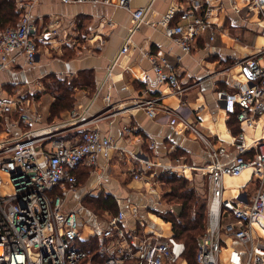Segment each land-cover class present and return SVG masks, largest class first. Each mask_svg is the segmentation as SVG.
I'll use <instances>...</instances> for the list:
<instances>
[{
  "label": "crops",
  "instance_id": "0c3cea01",
  "mask_svg": "<svg viewBox=\"0 0 264 264\" xmlns=\"http://www.w3.org/2000/svg\"><path fill=\"white\" fill-rule=\"evenodd\" d=\"M23 1L27 0H17L21 13ZM29 1L34 2L32 12L39 54L35 64L26 71L0 74L6 91L9 88L10 91L38 89L37 95L43 103L38 108L42 117L36 127L60 125L61 136L74 138L83 129L98 126L125 153L121 155L120 150L114 149L109 160L101 158L95 167L101 177L93 173L92 166L84 165L90 167V176L86 182L79 180L67 202V207L75 208L78 213L80 229L87 223L95 229L85 236L81 233V242L94 236L99 241L97 234L107 225L109 213L100 215L85 204L86 197L102 192L117 199L135 232L172 235V223L166 221L162 213L174 208L165 201L159 177L138 180L132 171L150 173L140 157L156 163L159 176L166 173L161 172L164 166L187 165L184 172L179 170L177 175L196 184L200 180L197 186L203 190L205 184L209 198V176L203 173V168L207 167L210 156L205 144L184 122L194 123L208 138L226 144L229 155L224 156L223 161L234 156L231 144L239 132L244 130L252 137L264 134V115L257 124L248 126L217 97L220 89L235 94L249 83L246 69L238 63L241 59L262 51L258 62L264 66V23L258 11L248 12L250 0H215L221 8L208 16L214 24V38L210 29L203 30L192 50L186 52L166 34L162 21L174 5L182 10L195 7L199 15H204V0H133L131 8L94 2ZM237 7L243 11H237ZM139 8L146 11L137 22L133 12ZM180 21L178 12L169 23L175 25ZM237 40L243 46L237 44ZM124 46L128 49L123 52ZM150 54L157 59L167 58L175 65L179 84L184 88L181 93L160 80ZM164 70L169 72L167 67ZM54 78L75 80L79 84L73 108L57 115L52 112L56 93L48 89V83ZM108 94L111 105L106 101ZM43 95H47L50 102L47 114L40 110L45 105ZM153 98H158L155 117L140 105ZM85 109L88 110L86 123H71L73 113ZM106 167L112 168L111 174L106 173ZM233 179H239V186L228 184ZM224 182L228 198H236L240 189L251 194L255 188L250 186L251 170L240 176L226 175ZM135 207L137 215L133 213ZM232 247L242 248L243 245L229 239L222 252L227 249L230 252ZM183 263L188 264L184 258L179 264Z\"/></svg>",
  "mask_w": 264,
  "mask_h": 264
},
{
  "label": "built area",
  "instance_id": "2783aa9c",
  "mask_svg": "<svg viewBox=\"0 0 264 264\" xmlns=\"http://www.w3.org/2000/svg\"><path fill=\"white\" fill-rule=\"evenodd\" d=\"M62 1L131 8L133 0ZM205 3L204 15H199L195 7L182 10L174 5L162 21L166 34L186 52L192 50L203 30L210 29L214 38V24L208 16L217 13L221 5L215 0H204ZM33 7L34 2L23 1L18 24L0 29V74L26 71L37 60L39 45ZM248 8V12L258 11L264 23V0H250ZM145 11V8L135 10V21L142 20ZM237 11L243 9L237 7ZM178 12L180 23L170 25V19ZM236 43L243 46L239 40ZM127 49L124 46L122 51ZM261 52L238 62L248 74L247 85L235 94L226 89L217 92L227 110L248 126L257 124L264 115V66L258 62ZM149 57L160 80L181 93L184 88L179 84L175 65L167 58L157 59L152 54ZM166 67L169 72L164 70ZM4 84L0 80V264H179L186 252L184 241L174 234L135 232L123 210L109 216L106 227L99 230V244L94 252L82 246L78 213L75 208L67 207L78 186L76 172L81 166L89 165L101 177L95 169L100 159L109 160L114 149L120 150L121 155L125 153L98 126L85 128L74 138L61 136L60 125L36 127L42 117L38 108L43 103L37 95L38 89L6 91ZM106 101L111 105L110 94ZM157 103L158 98H153L140 105L155 117ZM87 112V109L74 112L71 123L84 125ZM184 123L205 144L210 156L207 167L203 168V173L209 176L208 227L199 245L198 263L221 264L224 243L234 239L243 247L231 248L227 264H264V134L252 137L244 130L239 132L231 144L234 156L223 161L229 155L226 144L208 138L194 123ZM139 159L150 173L133 169L135 179L159 177L156 163L144 157ZM186 167L184 164L164 166L161 172L178 174ZM247 170H251L254 191L250 194L240 189L236 198L225 197V176H240ZM106 173L111 174L112 168L106 167ZM133 213L138 214L137 207Z\"/></svg>",
  "mask_w": 264,
  "mask_h": 264
},
{
  "label": "trees",
  "instance_id": "16d2710c",
  "mask_svg": "<svg viewBox=\"0 0 264 264\" xmlns=\"http://www.w3.org/2000/svg\"><path fill=\"white\" fill-rule=\"evenodd\" d=\"M17 3V0H0V29L15 25L19 21L21 9ZM76 86L79 84L75 80L65 81L54 78L48 83V89L56 93L52 105L54 115L73 108ZM81 170L83 173L80 178ZM76 174L80 182H86L90 176V167L81 166ZM159 180L162 184L165 201L174 208L173 211L168 208L166 212L162 213V216L166 221L172 223L175 237L185 242L184 259L187 263L199 264L197 254L200 239L206 231L207 198L202 197L198 193L197 187L185 176L164 173L159 176ZM85 204L98 214L109 213L110 217L116 215L120 210L117 199L107 192H102L98 196L86 197ZM195 212L203 214L195 216ZM80 243L84 248L94 252L99 241L94 236L87 242ZM97 260L102 261V257L97 256Z\"/></svg>",
  "mask_w": 264,
  "mask_h": 264
},
{
  "label": "rangeland",
  "instance_id": "374dc122",
  "mask_svg": "<svg viewBox=\"0 0 264 264\" xmlns=\"http://www.w3.org/2000/svg\"><path fill=\"white\" fill-rule=\"evenodd\" d=\"M21 16V15H20ZM17 24H18V22H17ZM16 25V24H15ZM43 100H44V103H45V105L40 109L44 114H47L48 112H49V108H50V102L49 101H47V95H43ZM191 180V179H190ZM191 182L197 187V191H198V193L202 196V197H204V198H207V209H206V212H205V216H206V230H207V227H208V203H209V198L207 197L208 196V192L207 191H205V184H203V186L202 187H204V189L203 190H200V186H197V184H198V182L200 183V180L199 181H197V184H196V182L195 181H192L191 180ZM239 183H240V181H239V179H233V180H230L229 182H228V184L229 185H233V186H239ZM242 183V182H241ZM201 185V184H200ZM250 186L252 187V188H254L255 187V183L254 182H251L250 183ZM108 214V213H107ZM199 214H203V213H197V212H195L194 213V215L195 216H199ZM101 215V214H100ZM94 227H93V225H91V224H85L84 226H82V228H81V233H82V235L83 236H85V235H88V234H90V233H92V232H94ZM206 232V231H205ZM204 235V234H203ZM202 235V236H203ZM229 254H230V252H229V249H227V250H224L222 253H221V255H220V261H221V264H227L228 263V258H229ZM35 257H36V255H34ZM184 264V263H183Z\"/></svg>",
  "mask_w": 264,
  "mask_h": 264
}]
</instances>
